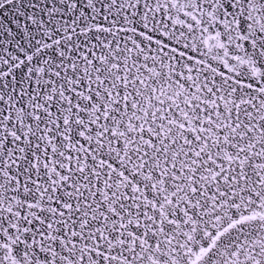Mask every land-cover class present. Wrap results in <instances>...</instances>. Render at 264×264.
I'll return each instance as SVG.
<instances>
[{
	"label": "snow or ice",
	"instance_id": "snow-or-ice-1",
	"mask_svg": "<svg viewBox=\"0 0 264 264\" xmlns=\"http://www.w3.org/2000/svg\"><path fill=\"white\" fill-rule=\"evenodd\" d=\"M0 264H264V0H0Z\"/></svg>",
	"mask_w": 264,
	"mask_h": 264
}]
</instances>
